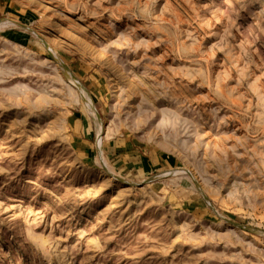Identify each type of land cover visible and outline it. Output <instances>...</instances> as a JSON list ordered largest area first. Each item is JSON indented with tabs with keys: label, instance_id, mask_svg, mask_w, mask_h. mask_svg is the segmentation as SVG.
Here are the masks:
<instances>
[{
	"label": "rangeland",
	"instance_id": "obj_1",
	"mask_svg": "<svg viewBox=\"0 0 264 264\" xmlns=\"http://www.w3.org/2000/svg\"><path fill=\"white\" fill-rule=\"evenodd\" d=\"M0 264H264V0H0Z\"/></svg>",
	"mask_w": 264,
	"mask_h": 264
},
{
	"label": "water",
	"instance_id": "obj_2",
	"mask_svg": "<svg viewBox=\"0 0 264 264\" xmlns=\"http://www.w3.org/2000/svg\"><path fill=\"white\" fill-rule=\"evenodd\" d=\"M63 66V68H65V66L64 65H62ZM73 80V79H72ZM75 81V80H74ZM95 115H96V117H98V115L95 113ZM97 146V145H96ZM97 148H98V146H97ZM207 204L211 207V205L207 202ZM212 208V207H211ZM213 210H214V208H212ZM214 212L216 213V211L214 210ZM225 221H227V220H225ZM228 222V221H227ZM232 225H234V226H236V227H238V228H240V229H242V230H245V231H249V232H254V230L253 229H251V228H248V227H245V226H241V225H239V224H237V223H231Z\"/></svg>",
	"mask_w": 264,
	"mask_h": 264
},
{
	"label": "bare ground",
	"instance_id": "obj_3",
	"mask_svg": "<svg viewBox=\"0 0 264 264\" xmlns=\"http://www.w3.org/2000/svg\"><path fill=\"white\" fill-rule=\"evenodd\" d=\"M53 52V51H52ZM52 55H54V54H52ZM56 55V54H55ZM57 62V61H56ZM58 62H59V60H58ZM72 82H74V80H71ZM76 82V81H75ZM76 84H77V82H76ZM79 84V83H78ZM77 84V85H78ZM79 90H81L80 89V87H79ZM87 95V94H86ZM82 97H83V99H85V101L87 100L86 99V96H85V94L82 92ZM86 105L89 107L90 105L88 104V102H86ZM90 109V112L92 111V106H91V108H89ZM92 112H94V111H92ZM94 114V113H93ZM98 132H100V129H98ZM97 146H99L98 144H97ZM212 207V206H211Z\"/></svg>",
	"mask_w": 264,
	"mask_h": 264
}]
</instances>
